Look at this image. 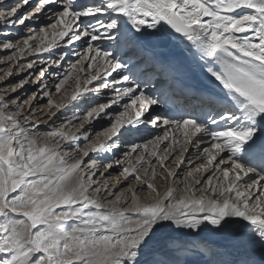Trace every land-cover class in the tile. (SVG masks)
<instances>
[{
  "label": "snow or ice",
  "instance_id": "obj_1",
  "mask_svg": "<svg viewBox=\"0 0 264 264\" xmlns=\"http://www.w3.org/2000/svg\"><path fill=\"white\" fill-rule=\"evenodd\" d=\"M22 4L0 0V27L28 37L0 33V46L20 56L59 47H33L43 45L30 27L40 16L52 36L81 41L85 79L71 100L80 98L88 127L70 136L57 125L64 105L45 76L67 53L51 65L15 63L27 74L15 84L11 69L0 75V264H264V0H38L23 14ZM94 82L109 103L92 106ZM25 85L36 91L21 97ZM95 119L110 127L93 141ZM41 124L52 146L30 130ZM153 128L163 134L146 141ZM188 144L205 161H188L193 183L159 193L151 180L176 177L166 164L179 168ZM145 188L152 199L141 203Z\"/></svg>",
  "mask_w": 264,
  "mask_h": 264
},
{
  "label": "bare ground",
  "instance_id": "obj_2",
  "mask_svg": "<svg viewBox=\"0 0 264 264\" xmlns=\"http://www.w3.org/2000/svg\"><path fill=\"white\" fill-rule=\"evenodd\" d=\"M17 0H6V3H9V4H12L14 2H16ZM32 0L29 1V4L27 5H23L22 4V1H21V4H22V7H21V10L23 9H29V6L32 5ZM35 11V8H33V10L31 12H34ZM207 19V18H205ZM39 20L40 21H43L42 23H37L36 21H33L31 24H30V27L34 30L33 31V36L36 32V30L38 32H36L37 34H35V36H39L41 39H43V44H44V40H50V43L55 41V40H58L57 42V45H59V47H56L55 49H50L48 50L47 52H44V53H36V52H25L24 53V57H25V62H24V65H26L28 62H32V61H35V59L37 60V62L35 63H38L40 61V63H42L43 61H47V59H49L50 57H52V59H49V61L47 62V64L49 65V63H52V60L53 58L55 57H58L64 53H67V56L66 58L63 60V63L61 66L59 67H56L55 65H53V67H55V71H52V68L50 69L49 68V71H52V77H49L48 79V76L46 75L45 76V82L48 83L49 87L51 89L54 88V81L55 82H59V80L61 79H64L65 78V74H69L67 76V79L69 81V83H67V79L65 80L64 84L62 85L63 88H60L61 90L63 89V93H62V98H61V101L59 102H56L55 100H53V102L55 103H60V104H63L64 107L58 112V115H60L61 119L60 120H57V125H60V124H65L66 126V130H68V133L69 135H73V134H79L80 131H82V125L83 127H88V124L87 122L83 119L85 117H87V115L84 117H82L80 115V113L83 112V110L85 109V106L80 103V98L78 97V100L77 101H72L71 100V97L74 93L77 92V88H76V82H77V77L80 78V81L83 82V80L85 79V76H84V72L81 70V65L77 62L76 63V60H79V57L77 55H75L76 53H80L82 51V42L81 41H76L74 42L73 44L71 45H67L64 40H66L67 38H64V40H61V38L59 36H52V29L49 27L48 25V18L45 17V16H40L39 17ZM41 29H44V31H41ZM62 28H58L56 29V31H61ZM45 32L48 33L47 36H45ZM0 33H10L11 34V40L9 42H13L15 41V43H17L18 40H22V39H27V35L25 34V30L24 28H22V26H19L17 25L15 28H12V27H0ZM22 33V34H21ZM25 35V36H24ZM2 38V37H0ZM50 38V39H48ZM30 43L32 41H29ZM41 44V40L40 39H37L35 40V43H34V46L33 47H39V46H42V47H45L47 48L48 47V44L46 45H40ZM5 49H3L2 46H0V62H7L6 60V57L3 55L5 54ZM13 55H9L7 57H10ZM15 57H18V55L16 54ZM16 62V59L14 58L13 61H10L9 62V65L7 67L6 70L8 69H11L12 70V66L15 64ZM8 64V63H7ZM71 65L73 67H75L73 69V67H69L68 69V66ZM35 66V64H34ZM86 65H84V71H90L89 69L85 68ZM19 71H15L13 72L14 74L15 73H18ZM22 72V71H20ZM64 72V73H63ZM59 73V75H57ZM9 80H13V77H8ZM74 80V81H73ZM67 81V82H66ZM67 83V84H66ZM66 85V87H65ZM94 87V88H93ZM89 88L91 89V91L89 92L88 96L91 100H93L95 104H103V103H109V97L106 95V92L102 91V95L100 97V94H99V90H102V89H98V82H94L93 85H90ZM101 92V91H100ZM111 96V95H110ZM119 108H122L121 107H118L116 105L113 106V113L115 114V111H117V109ZM70 115V116H68ZM73 115L77 116V119L76 120H73L72 121V126L70 128L67 127V120L70 119ZM80 115V116H79ZM83 119L80 123L78 124H74L76 121L78 120H81ZM91 125H92V131L95 134V136L93 137V141L96 140L97 137H100L102 136V130L103 129H107L109 124L107 122L106 119H95V120H92L91 121ZM108 126V127H107ZM30 127V130L33 132L34 135L37 136V133H41V131L39 132V130H44L45 128L48 129L47 132L49 131V126L47 125H44V124H41L40 127H36L35 129H33L31 126ZM79 130V131H78ZM47 132H44L43 133V137H44V134L47 133ZM41 135V134H40ZM42 137V136H41ZM39 138V137H38ZM40 139V138H39ZM43 138L40 139V141H37V143L42 146L43 144H45L46 142L43 140ZM51 141H49V146H52V139L49 138ZM48 139V140H49ZM47 141V140H46ZM83 141L80 142V147H85V144ZM189 146L190 144L187 145V148L189 149ZM164 147L163 144H161L159 146V150L162 149ZM66 151L68 152H75V148L74 147H69L67 149H65ZM171 151V149L169 150ZM189 151V150H188ZM185 152L183 154V157L182 159L185 157V155H189V152ZM160 152V151H158ZM164 153L163 152H160V155H163ZM92 158L93 159H96V156L95 155H92ZM77 159H79V157H77ZM191 160L192 161V167H194L195 165H198V164H201V163H204L205 161L203 159H200L198 158L197 156V153L196 152H193L190 157H188V160L184 163H182L180 165L179 168H177L175 166V164H169L167 166V170L169 171H175L178 173V175L176 177H170L169 181L166 183V184H155V182L153 180H151V183L154 184V186L156 187L157 191L161 194H163L165 192V190L169 187H177L178 185H180L182 182H187L188 184H192L193 183V178L192 177H188L186 175V173L190 170H192V167H190L188 165V161ZM73 162V161H70V163ZM135 163V162H133ZM210 171V170H209ZM75 175V174H73ZM196 175V178L198 179H201L203 180L204 177L207 175V174H204V173H201L199 175L195 174ZM118 177V171L117 170H112V177L111 178H108L110 181L112 178H117ZM176 179V180H175ZM214 182H215V178H214ZM133 187L135 188L136 185H135V182H133ZM183 194L182 192L180 193H177V195H181ZM137 195L139 197H141V203H147L148 201H150L152 199V195L151 193H149V191L145 188L144 190H139L137 191ZM102 203L105 205V207H108V206H112L114 205L115 207H126L127 205L125 204H121V203H117L114 198H107V199H103L102 198ZM2 222V221H0ZM69 226H72L73 225V222L69 221L67 222Z\"/></svg>",
  "mask_w": 264,
  "mask_h": 264
},
{
  "label": "rangeland",
  "instance_id": "obj_3",
  "mask_svg": "<svg viewBox=\"0 0 264 264\" xmlns=\"http://www.w3.org/2000/svg\"><path fill=\"white\" fill-rule=\"evenodd\" d=\"M22 0H20V2H21ZM30 1V0H29ZM33 2H32V5L31 6H29V9H23V10H21V13L23 14V13H26V12H29V11H32L33 10V8H36L37 6H38V0H32ZM17 2V1H16ZM16 2H14V3H16ZM23 28V27H22ZM36 32H38L37 30H36ZM35 32V34H37ZM22 34V33H21ZM35 34H34V37H35ZM25 36V35H24ZM48 39H50V38H48ZM55 42V44H57V42H58V40H55L54 41ZM12 43H15V41H13ZM32 43V42H31ZM50 43V40H44V44L43 45H46V44H49ZM41 45V44H40ZM34 46V45H33ZM54 49L56 48L55 46L53 47ZM53 48H50V49H53ZM49 49V50H50ZM18 55V59H16V62L15 63H20V64H22V65H24V62H25V57L24 56H20L19 55V51H18V49H16V50H6L5 51V54L3 55V57L5 56V57H7V56H9V55H13V57L15 58V55ZM49 59H52V57H50ZM49 59H47V61L45 60V61H43V62H46V64H47V62L49 61ZM0 60H1V58H0ZM53 60H55V57L53 58ZM52 60V61H53ZM9 62L10 61H8L7 60V62L5 63L4 61L3 62H0V75H3V73L6 71V69H7V67H8V65H9ZM35 62H37V60L35 59ZM78 62V60H76V63ZM8 63V64H7ZM62 63H63V61H61L60 62V66L62 65ZM52 63H49V65H51ZM40 66H45L44 64H42V63H40V61L38 62V63H35V67H40ZM69 67L71 68V67H73V66H71V65H69L68 66V69H69ZM75 67H73V69H74ZM85 68H87V66H85ZM51 69V68H50ZM12 72H15V71H17V68L15 67V64L12 66V70H11ZM64 73V72H63ZM26 73L25 72H18V73H15V79H13L12 80V82H13V84H15L17 81H18V79H22V78H26ZM58 75H59V73H58ZM48 79H49V77H48ZM67 81H68V79H67ZM66 81V82H67ZM74 81V80H73ZM47 83V82H46ZM56 83H58V82H55L54 81V84H56ZM67 83H69V81L67 82ZM66 83V84H67ZM48 84V83H47ZM65 87H66V85H65ZM61 88H63V86H61ZM94 88V87H93ZM36 91V89H35V87L33 86V85H25V87L18 93L21 97H25V96H30L33 92H35ZM101 91V92H100ZM102 91L104 92H106V95L108 96V97H111L113 94L111 93V92H109V91H106V90H99V94H100V97L101 96H103L102 94ZM62 93H63V89L61 90L60 89V91L59 92H57V91H55V87L52 89V91H51V98L53 99V100H55L56 102H59V101H61V98H62ZM111 95V96H110ZM127 101H121V103H120V105H116V106H118V107H121L124 103H126ZM92 106H96V104L94 105H92ZM38 107H40V108H47V101L46 100H42L41 101V103L38 105ZM88 110H90V108L88 109ZM120 112H122L123 111V107L122 108H119L118 109ZM115 113H116V111H115ZM80 115L83 117H85L86 115H87V112L85 111V109L83 110V112L82 113H80ZM79 115V116H80ZM68 116H70V115H68ZM83 119H81V120H78V121H76L74 124H78V123H80L81 121H82ZM67 123V122H66ZM31 126V125H30ZM108 126H110V125H108ZM107 126V127H108ZM33 129H35L36 127L35 126H31ZM40 127V126H39ZM47 130L48 129H44V130H39V132L41 131V133H37V137H39L40 139L41 138H43V133L44 132H47ZM79 131V130H78ZM41 134V135H40ZM95 134L96 133H94V135H93V137L95 136ZM163 134V131H162V129H150V130H148L146 133H145V140L146 141H151V140H153V138L155 137V136H159V135H162ZM42 136V137H41ZM38 138V140L37 141H40V139ZM45 141L48 145H49V141H51L50 139L48 140V139H42V141ZM47 140V141H46ZM181 143L183 142V141H180ZM137 143H142V141H137ZM84 145V144H83ZM189 151V155L187 156V155H185V157L183 158V160H184V162H186L187 160H188V157H190V155L193 153V152H196L194 149H193V147H192V145L190 144V146H189V149H188ZM157 151H160L159 149H157ZM159 154H160V152H159ZM175 154V153H174ZM135 155V154H134ZM133 162H135V161H133ZM153 164H155V161L153 160ZM169 164H166V168H167V166H168ZM149 167H151V166H149ZM156 172L159 174L160 172H161V169H160V167L158 166V165H156ZM169 171V170H168ZM165 176H167L168 175V172L166 171V172H164L163 173ZM169 179H170V177L168 178V180H167V182L169 181ZM176 180V179H175ZM153 181L155 182V184H157V185H159L160 183L161 184H166L167 182H164V181H162V180H160L159 179V175L157 176V178L156 179H153Z\"/></svg>",
  "mask_w": 264,
  "mask_h": 264
}]
</instances>
